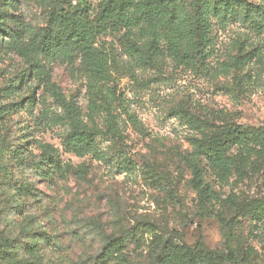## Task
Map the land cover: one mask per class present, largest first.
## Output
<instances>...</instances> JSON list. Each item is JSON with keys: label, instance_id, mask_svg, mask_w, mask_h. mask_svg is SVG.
Instances as JSON below:
<instances>
[{"label": "rangeland", "instance_id": "rangeland-1", "mask_svg": "<svg viewBox=\"0 0 264 264\" xmlns=\"http://www.w3.org/2000/svg\"><path fill=\"white\" fill-rule=\"evenodd\" d=\"M221 1L196 68L164 26L217 0H0V264H264V144L221 177L193 142L264 134V0Z\"/></svg>", "mask_w": 264, "mask_h": 264}, {"label": "trees", "instance_id": "trees-1", "mask_svg": "<svg viewBox=\"0 0 264 264\" xmlns=\"http://www.w3.org/2000/svg\"><path fill=\"white\" fill-rule=\"evenodd\" d=\"M217 3L219 4H215L211 11L208 10L209 5H206L204 9H200L198 4H192L193 10L190 17H180L174 13L167 19V23L164 26L166 32L162 36L167 42L168 56L173 57L175 60H184L196 68H203L207 58L210 56V47L212 45V22L210 16L219 17L223 10L226 9V5L221 0H217ZM150 5L151 3L148 6ZM161 14L158 8L146 10L140 14L141 17L136 21H147L149 23L159 18L164 20ZM124 18L127 20V24L130 25L129 22L133 16L127 13ZM152 33V37L156 39L155 41L145 44L142 49H135L137 53H140L144 64H148L147 59L156 61V56L162 55L158 51L157 45L160 40V34L156 30ZM83 50L86 52L85 49ZM215 128V132L206 138L194 139L193 142L199 154L203 155L218 170V174L221 177H226L231 165H233V158L230 155L233 149L264 144V134L261 130L244 129L239 125L228 124ZM93 138V133L82 129L79 130L78 136L70 137L69 142L74 147H77L82 142L90 145L93 142ZM193 172L192 183L194 186L206 197L213 196L214 193L210 192L209 186L203 179V168L196 165L193 168Z\"/></svg>", "mask_w": 264, "mask_h": 264}]
</instances>
